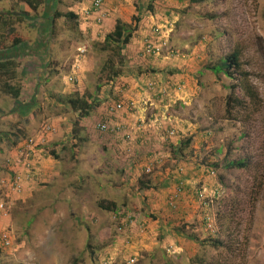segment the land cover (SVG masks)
<instances>
[{"label":"rangeland","instance_id":"1","mask_svg":"<svg viewBox=\"0 0 264 264\" xmlns=\"http://www.w3.org/2000/svg\"><path fill=\"white\" fill-rule=\"evenodd\" d=\"M20 1H0V61L17 62L18 80L9 84L21 89L18 98L7 94L0 70V197L6 203V213L0 217V264H106L107 260L128 264L131 256L137 258L134 264H264V110L228 114L229 86L236 81L208 68L239 47L264 97V0H123L114 2L116 15L102 25L83 16L93 0H42L30 15L21 12ZM136 3L139 24L134 19ZM69 12L78 19L56 16ZM118 20L136 28L121 55L115 45L102 49ZM155 26L168 41L159 58L174 57L176 77L202 81L207 94L208 114L201 115L199 108L195 116L194 104H185L186 86L170 82L178 100L172 111L184 120L192 117L197 128L210 133L203 141L200 177L194 183L189 177L193 149L178 150L189 138L187 132L180 130L173 138L178 140L175 150L171 139L161 134L157 160L163 163L153 167L159 180L153 172L141 173L149 164L143 167V162L133 179L122 165L123 156L114 150L113 134L99 128L116 101L124 100L117 88H123L126 78L136 79L144 88L139 90L147 93L151 81L147 74L166 69L162 63L160 69L151 67L144 51L145 38L152 36ZM17 38L30 39L29 45L37 38L43 46L34 49L36 41L34 46L12 47ZM132 49L143 54L134 60ZM112 65L116 71H111ZM199 68L210 71L201 77L192 72ZM109 77L111 87L105 84ZM77 94L93 105L87 118L70 106L69 99ZM236 95L240 96L239 90ZM148 108L150 116L155 107L149 103ZM121 113L111 117L113 123H122ZM78 119L81 123L76 126ZM47 127L52 130L46 143L32 151L29 139L41 140ZM32 129L36 135H30ZM76 133L85 138L80 150ZM219 149V154L210 155ZM226 156L228 161L247 157L250 166L226 167ZM203 162H211L215 176L207 173L208 164ZM39 167L43 173L35 174ZM181 167L189 182L181 177L185 175L178 177ZM31 171L34 175L27 179ZM21 176L22 188L17 191L15 180ZM168 176L170 182L165 184L162 180ZM176 180L190 191L173 207L167 204V195ZM200 187L208 193L206 207L193 194ZM110 205L113 210L105 209ZM123 212L138 218L127 234L119 229L125 224ZM3 234L10 237V245L3 243Z\"/></svg>","mask_w":264,"mask_h":264},{"label":"crops","instance_id":"2","mask_svg":"<svg viewBox=\"0 0 264 264\" xmlns=\"http://www.w3.org/2000/svg\"><path fill=\"white\" fill-rule=\"evenodd\" d=\"M113 5H114V2L109 1L103 7L101 14L104 16L105 20H109L110 18H113L116 15L117 12H116L115 8L113 7ZM37 38H38V40L40 39L39 36H37ZM37 38L31 44L32 46L35 45ZM24 41H25L24 44L31 46V45H29V43L31 41L30 39L24 40ZM37 45H40V42H39V44H36V46ZM40 46L42 47L43 44ZM34 49H36V47ZM34 51H36V50H33L32 52H34ZM131 51L133 52V54H132L133 56H131L130 58H133L134 60H137L136 57H139L143 54L140 52V50L135 49L133 51V49H132ZM149 57H150V61L152 62L151 67L156 66L159 68V63H162L165 65L164 68H166L163 70H159V72L153 73L155 75L147 74L150 76L149 80H156V81H158L160 86H163V87L166 86V88L169 87L170 88V94H169L168 98L163 99V100L157 99L153 95H147L148 93L140 91V90H144V88H142L141 86H139V84H137L136 79H134V81H131V79L126 78L125 84H122L123 88H117V91H118L117 93L120 96H122L124 99L123 101L126 102L125 105H127L131 101H134L137 103V108L134 111L130 110V109L128 110L127 108H124L121 111L123 113H121V115H119L122 117V123L121 124L116 123L120 127L119 139L123 140V138L125 136L128 137L127 141H123V145L121 147L119 146V148H118L119 154H121L123 156L122 165L125 166L127 172L130 173V176L133 179H134V177H138L139 172H140L138 169V166L142 162H143V165H142L143 167H144V165L146 166L148 163L149 164L154 163V166H157V168L160 167L161 166L160 163H163V162H161L160 160H157V157L160 155V152H157V151H159V148H161L160 140L163 139V137L161 135L162 131H160L159 129L167 127V126L169 128L178 127L179 128V130H177L178 133L180 132V130L183 133L187 132L188 137L191 138V143H189L190 145L187 143V145L191 146L193 149V154H192L193 157L191 158V162H190L192 172H191L189 177H190L191 181L194 183L195 181H199V177H200L199 173L201 172L199 169L201 166L199 164V160H200L201 154L204 153L203 151H205L203 141L206 140L207 137H205L206 135L202 130L197 128L198 123L193 122L192 117H191V120H184V119H182L180 114H175L174 111H172V107L174 106V104L178 100L176 98H174V95H173L174 83L170 84V82H174V81H175V83L181 82L183 86L184 85L186 86L184 92H187V101H185V104L186 105L194 104L193 108H196V109L193 110L194 111L193 113L195 114V116H199V114L197 113L199 108L201 109V115L208 114V112H207L208 110L206 109L207 103L204 102L206 100V95H207L205 90H204V87H205L204 83L200 80H194L191 77L186 78V79L176 77V74H178L179 72H178V70H176V67L178 65L173 64L175 62V60H173L174 57H171V56L168 57L166 55H164V57H162V58L152 57L150 55H149ZM202 59H205V56H203ZM170 70H172V71H170ZM174 71H176V72H174ZM208 71H210V70H208ZM208 71H204L201 68L196 69V70H192V72L198 73L201 77H203L205 75V73H207ZM141 76H144V75H141ZM107 86L111 87L112 82L110 84H108ZM117 86L118 85H116V87ZM187 88H188V90H187ZM121 100L122 99H119V101H121ZM158 100H160V101H158ZM149 103L151 106L155 107L154 112L150 116L148 114ZM144 109H145V111L146 110L147 111L145 112ZM116 116H118V113ZM30 122H31V120H30ZM33 132H34V130L32 129L30 135H32ZM34 134L36 135V132H34ZM35 135H33V136H35ZM44 136H45V133L42 134V137H44ZM169 139H171V138H169ZM171 141L174 144L173 150H175L176 149L175 148L176 143L178 140H175L172 138ZM126 143H128V144H126ZM155 143H156V145L158 144V146H156ZM181 144L183 145V142H181ZM220 151H221V149L210 151L209 153H210V155L211 154L215 155L214 153L219 154ZM37 152H39V150ZM37 162H38V160H37ZM36 167H37V165H36ZM38 172L40 174H42L43 170L39 167L37 169V171H35V174H38ZM143 172L144 171L141 170V173H143ZM152 175H153V178L154 177L156 178V180L160 179L159 178L160 176L158 174L153 172ZM181 175H185V169H184L182 174L178 175V177ZM169 176L166 180L163 178L162 181H164L165 184H168L170 182ZM181 177L183 178V180L185 182H189L188 178H186V175L181 176ZM176 181L178 182V180H176ZM143 183L144 182L141 181V184H143ZM176 191H177V187L173 188L172 192L167 195V197L169 196V200L173 194L177 193ZM185 192L178 194L179 200L182 201V199L185 195ZM194 193H196V190L193 191V194ZM194 198L195 197H192L189 200H192ZM169 200L167 201L168 205H170ZM195 200H197V198H195ZM157 202H160V201L157 200ZM178 203H179V201H178ZM178 203H176V205ZM189 204H195V203L193 201V203L189 202ZM137 235L135 234L136 237H137ZM137 239H138V237H137ZM141 243H142V241L139 240L138 244H141Z\"/></svg>","mask_w":264,"mask_h":264},{"label":"trees","instance_id":"3","mask_svg":"<svg viewBox=\"0 0 264 264\" xmlns=\"http://www.w3.org/2000/svg\"><path fill=\"white\" fill-rule=\"evenodd\" d=\"M1 1V0H0ZM115 2V1H113ZM43 4L42 0H21L19 2V8L21 10L22 13L26 14V15H30L32 13H36L40 6ZM136 9L138 12H136V16H135V21L139 24L141 21V16L139 15V4L136 3L135 4ZM86 11H84L83 16L85 18H89V17H93L94 18V22L97 25H102L106 20L104 19H100V22H98V18H101V13H91L90 16H86ZM57 17H66L67 19H73V20H77L78 17L72 13L69 12L67 14H56ZM105 20V21H104ZM3 23V17L0 15V24ZM137 25V24H136ZM134 31H136V28H132L129 26V24H126L124 22H122L121 20H118L116 22L114 31L110 32L109 34H107L106 38H105V43L102 46V49L104 50H108L107 48H110V45H115V47L117 48L116 53L118 55H121L124 51V49L127 48V46L131 43L133 36H134ZM153 38L150 36H147L145 38V42H144V51L147 54V56H152L155 57L154 55H151L148 51H147V44L149 43V41H152ZM154 41V40H153ZM24 40H21L19 38L15 39L13 42L12 47H18V46H22V44L24 43ZM39 44V41L37 40V43ZM26 45V44H25ZM39 47V45L36 46V48ZM130 49V48H129ZM135 49H133L134 51ZM137 50V49H136ZM17 62L14 59H7V60H2L0 61V70L3 71V77H6L7 82H5L4 87H5V91L7 94L13 95L14 97H19L20 93H21V89L17 88L16 86H13L11 84H9L10 81L13 80H18L19 77V72L17 71L18 67H17ZM248 65V62H244V53L242 51V49H240L239 47H236L232 50L231 53H229L228 55H226L223 59H221L219 61V63L214 64V65H210L208 68L215 73L217 76L220 75V73H223L226 77H229L232 80H235V84L232 86H229L231 88V94L227 97L226 99V111L228 114L232 115L233 110H243L246 114L249 113H255V112H261L264 110V97L259 89V87L254 83L253 81V73L251 71H249L246 66ZM111 71H116L114 70V66H111ZM119 74V72H115L113 73L114 76H117ZM113 77H109L107 78L105 84H110L112 82ZM152 81V80H151ZM150 81V83H151ZM154 82V81H153ZM156 91H154L152 93L153 96H155L157 99L163 100L168 98L169 94H170V88L166 86H160L159 83H156ZM98 88H100V86H98ZM236 90L240 91V96L236 95ZM87 97V96H86ZM89 98H85V97H81L79 96V94L75 95V97H72L69 99L70 102V106L72 108L73 111L75 112H80L81 113V117L82 118H87L91 115V111L94 110L93 105L90 104V101L88 100ZM158 100V101H160ZM122 102L123 104H126V102L122 101H116L115 104H118ZM115 104L112 106L114 107ZM129 104V103H128ZM111 107V109H112ZM116 112H110L109 116L107 117L108 122L110 123L111 128L113 129V137L115 138L113 140L114 142V150L118 152V148L119 146L121 147L123 145V141L119 139V135H120V127L113 123L112 118L111 117H115ZM235 117V116H233ZM106 119V118H105ZM104 119V120H105ZM236 120H240L239 118ZM81 123V120H77L75 125H79ZM164 130L162 131V133L164 132L165 136L167 139L171 138L169 136V132L171 131H175V133H178V131L175 128H169L164 127ZM110 134L111 132H105ZM206 137L208 135H210V133H205ZM76 139L78 140V144H77V148L78 150L81 149V147L83 146V143L85 142V138H79L78 134H75ZM125 138H127V136H125ZM187 143H191V138H187V140L185 142H183V145L181 144V146L178 148L179 151H184L186 150V148L188 147ZM190 145V144H189ZM176 148V147H175ZM232 151L231 147H228V154H230L229 152ZM119 154V152H118ZM227 154V155H228ZM225 161L227 163L226 167H230V168H238V169H247L250 166V160L249 158H240L239 160H234V161H228L227 160V156L225 158ZM203 164H208L203 162ZM211 164V162H210ZM210 164L205 165V168L207 170V173L210 176H215L216 173L214 170H212L211 166H209ZM213 165L215 166H219L218 163H214ZM179 169L177 170L178 174H179ZM34 170V169H33ZM126 170V169H125ZM127 171V170H126ZM145 172V169H144ZM214 172V173H212ZM174 173L171 172V176ZM223 181V178H222ZM142 185H145L144 183ZM176 187H177V191L178 193H183L185 192V185L183 184L182 181L178 180V182L176 181ZM147 188V186L145 187ZM150 189V188H148ZM196 190V198L198 201H200L201 205L204 206V204L201 202L199 195L201 194V192L205 193V197L208 195V193L206 192V190H202V188H195ZM189 190V186H186V192L188 193ZM215 193H217L219 195L220 191H218V189L215 191ZM179 198L176 200V203H178ZM205 202L207 204L208 200L207 198L205 199ZM102 207H104L103 205H101ZM176 204L173 206L175 207ZM206 207V206H204ZM105 209L108 210H113L114 209V205H110V206H106ZM125 216V224H121L120 226V231L122 233H126L129 230V227H131L130 225V219L127 218V216H133V218L135 220H137V214L135 215H128L129 212H123ZM140 231L142 232V230L140 229ZM143 233V232H142ZM142 233H139L142 235ZM191 239V236H190ZM199 242H203L202 240H199L198 238H194ZM217 244L222 245L221 242H219V240H216Z\"/></svg>","mask_w":264,"mask_h":264},{"label":"built area","instance_id":"4","mask_svg":"<svg viewBox=\"0 0 264 264\" xmlns=\"http://www.w3.org/2000/svg\"><path fill=\"white\" fill-rule=\"evenodd\" d=\"M107 1H117V2H121L123 0H94L93 3H92V6L89 10L86 11V16H90L91 13H102V9L104 7V5L106 4ZM100 19H104V16L101 14V18H98V22H100ZM153 34L152 37L153 40L152 41H149V43L147 44L146 48H147V51L151 54V55H154L155 57H160L163 55L165 49L168 47V41L166 40V34H164V31H162V29L160 28V26H155L153 27ZM170 54L174 55V51H171L169 52ZM168 54V53H167ZM156 82H151L149 85H148V94L151 95L154 91H156ZM124 108H127L128 110H135L137 108V103L134 102V101H131L129 104L125 105L123 104L122 102L118 103V104H115L114 107H112L111 109V113L112 112H120L122 111ZM99 128L101 131L103 132H111L113 133V129L111 128L110 126V123L108 122L107 118L106 120H104L102 123L99 124ZM52 128L50 127H47L45 128L44 130V133H45V136L41 138V140L37 141L36 139L34 138H31L29 139L28 141V146L29 148L34 151L36 149H38L39 145L41 144H44L46 143L45 139H46V136L47 134H49L51 132ZM177 135V133H175V131H171L169 132V136L170 137H175ZM128 139V137L126 138ZM38 147V148H37ZM153 167H154V164L153 163H150L146 166L145 168V173L146 174H151L153 172ZM184 171V168H180L179 169V173L182 174ZM214 173V172H212ZM34 175L33 171H31L28 175H27V179L31 178L32 176ZM22 176L21 177H18L17 178V181L15 180V183H17V186H14L15 190L17 191H20L21 188H22ZM178 192L173 194L171 197H170V205L171 206H174L176 204V200L178 199ZM200 197V200L201 202L204 204V206H208V204L205 202V193L204 192H201V194L199 195ZM6 213V203L5 201L0 197V217L3 216L4 214ZM124 214V213H123ZM130 215V214H128ZM127 218L130 219V224H132L135 219L133 218V216H127ZM142 232L145 231V228H144V225L142 224L141 225V228ZM2 241L3 243L8 246L10 245L11 241H10V237L7 235V234H3L2 235ZM108 261V262H107ZM105 263L108 264L110 263L109 261L111 260H107ZM137 261V258L136 256H131V258L128 259V264H134L136 263Z\"/></svg>","mask_w":264,"mask_h":264},{"label":"clouds","instance_id":"5","mask_svg":"<svg viewBox=\"0 0 264 264\" xmlns=\"http://www.w3.org/2000/svg\"><path fill=\"white\" fill-rule=\"evenodd\" d=\"M93 1H94V0H93ZM108 2H109V1H107L106 4H107ZM115 2H117V1H115ZM106 4H105V5H106ZM105 5H104V6H105ZM151 95H152V94H151ZM110 112H111V110H110ZM120 112H121V111H120ZM117 113H118V112H116V114H117ZM105 120H106V119H105ZM103 121H104V120H103ZM103 121H102V122H103ZM102 122H101V123H102ZM173 138H174V137H173ZM181 168H182V167H181ZM144 173H145V172H144ZM179 174H180V173H179Z\"/></svg>","mask_w":264,"mask_h":264}]
</instances>
